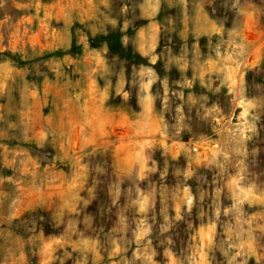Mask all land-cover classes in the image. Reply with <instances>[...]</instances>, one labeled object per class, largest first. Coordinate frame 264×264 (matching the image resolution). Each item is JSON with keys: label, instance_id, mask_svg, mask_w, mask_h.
<instances>
[{"label": "rangeland", "instance_id": "374dc122", "mask_svg": "<svg viewBox=\"0 0 264 264\" xmlns=\"http://www.w3.org/2000/svg\"><path fill=\"white\" fill-rule=\"evenodd\" d=\"M0 264H264V0H0Z\"/></svg>", "mask_w": 264, "mask_h": 264}, {"label": "trees", "instance_id": "16d2710c", "mask_svg": "<svg viewBox=\"0 0 264 264\" xmlns=\"http://www.w3.org/2000/svg\"><path fill=\"white\" fill-rule=\"evenodd\" d=\"M117 31H111L109 34H106L105 36H103V38L106 40L107 46L108 48L114 52V53H118L121 56H125L128 55V57L135 59L130 53H127L128 51L123 50L121 41L119 36L117 35ZM31 148H34L33 146H30ZM36 149V148H34ZM37 152H40V149H36Z\"/></svg>", "mask_w": 264, "mask_h": 264}, {"label": "built area", "instance_id": "2783aa9c", "mask_svg": "<svg viewBox=\"0 0 264 264\" xmlns=\"http://www.w3.org/2000/svg\"><path fill=\"white\" fill-rule=\"evenodd\" d=\"M192 149H193L194 151H196V150H197V147H196V146H192Z\"/></svg>", "mask_w": 264, "mask_h": 264}, {"label": "water", "instance_id": "95a60500", "mask_svg": "<svg viewBox=\"0 0 264 264\" xmlns=\"http://www.w3.org/2000/svg\"><path fill=\"white\" fill-rule=\"evenodd\" d=\"M237 119H238V117H237Z\"/></svg>", "mask_w": 264, "mask_h": 264}]
</instances>
